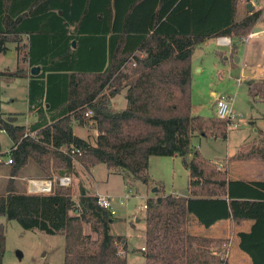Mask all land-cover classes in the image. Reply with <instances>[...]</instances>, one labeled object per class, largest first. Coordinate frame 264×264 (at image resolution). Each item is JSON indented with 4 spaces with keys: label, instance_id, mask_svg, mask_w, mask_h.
<instances>
[{
    "label": "trees",
    "instance_id": "16d2710c",
    "mask_svg": "<svg viewBox=\"0 0 264 264\" xmlns=\"http://www.w3.org/2000/svg\"><path fill=\"white\" fill-rule=\"evenodd\" d=\"M239 2L0 0V56L15 43L20 63L41 67L37 75L22 66L8 74L30 79L29 111L37 117L21 126L17 115L0 114V130L13 142L6 154L13 171L33 163L47 175L72 177L77 163L88 172L104 164L128 186L150 185L152 157H180L192 197L147 199L146 264H222L210 250L222 240L191 234L192 218L205 228L253 221L249 232L238 234L239 247L252 264H264V182L230 180L192 148L195 137L228 139L231 120L193 115L192 63L197 46L220 38L231 39L230 59L238 56L261 15L237 22ZM21 46L28 49L23 56ZM124 90L128 105L117 111L112 101ZM249 91L264 99V80ZM89 110L94 114L86 118ZM90 124L98 131L95 145L74 131ZM64 147L81 154H66ZM231 160L264 161V144ZM0 216L27 231L61 234L64 264H128L126 239L112 234L113 214L83 186L77 198L58 185L51 194L9 189L0 194ZM4 246L1 225L0 264Z\"/></svg>",
    "mask_w": 264,
    "mask_h": 264
},
{
    "label": "rangeland",
    "instance_id": "374dc122",
    "mask_svg": "<svg viewBox=\"0 0 264 264\" xmlns=\"http://www.w3.org/2000/svg\"><path fill=\"white\" fill-rule=\"evenodd\" d=\"M240 9L245 11L246 4L240 3ZM263 25L261 23L257 30L259 31ZM259 37H264V35L250 37L247 46H241L238 56L233 60L225 59L230 58L231 48L218 45L217 40L207 41L195 49L192 73L193 115L213 117L216 114L217 116L216 99L222 96L229 99L234 114V122L229 127L227 141L203 137H195L192 140V148L199 151L201 156L208 161H224L229 154L235 155L241 150L247 152L251 149L249 146L254 144L258 138L259 131L264 130V99L255 93H250V85L256 79L252 80L244 74L245 61L251 67L264 69V38ZM236 59H239V62ZM198 66L204 69L203 73L198 72ZM5 68L13 67L7 65ZM261 80H264V75H260L256 81ZM17 83V87L0 83V112H4L5 115L9 112H17L19 113L18 123L26 124V114H23L27 113L28 109L26 89L23 87L22 80H18ZM9 95L13 99V105H2V98ZM127 105L125 91L113 100V108L117 111L125 109ZM74 129L82 137L85 133V137L91 142L95 139L96 132L93 130H82L78 125H74ZM12 146L13 142L6 132L0 131V156L4 160L7 159L6 154ZM240 162L237 165H246L249 161ZM211 164L219 168L217 164ZM76 170L77 173L72 175L73 185L71 187L74 198L78 197L81 186L88 187L95 194H108L113 197L116 223L112 227V234L122 236L132 234V242L135 246L142 244L140 234L145 230L146 211H141V208L145 206L147 199L155 194L167 196L177 192L186 195L189 192V173L180 157H153L149 167V176L152 181L150 185L136 181L132 186H128L123 175L109 170L104 164L93 167L91 175L80 163L76 164ZM26 174L31 177L38 175L46 179L57 175L56 173L47 175L33 163L28 166ZM1 181L3 180L0 179V186ZM9 186L12 188L11 185ZM138 219L140 222H137ZM1 225L5 227V252L2 264H64L65 240L61 234L48 235L39 230L27 231L17 221H9L3 216H0ZM85 231L91 233L90 227L86 226ZM226 242L215 244V247H223ZM228 242L231 243L229 264H252L249 257L241 251L237 237ZM139 256L143 257V253L140 252Z\"/></svg>",
    "mask_w": 264,
    "mask_h": 264
},
{
    "label": "crops",
    "instance_id": "0c3cea01",
    "mask_svg": "<svg viewBox=\"0 0 264 264\" xmlns=\"http://www.w3.org/2000/svg\"><path fill=\"white\" fill-rule=\"evenodd\" d=\"M263 1L264 0H240V2H239L238 12H237V15H236V21L237 22H240L241 20H243L244 18H246L250 14V12L248 10L249 3L252 4V6L255 9L253 12H257V13L261 14L259 22L255 26L254 31L252 32V34L246 40V42L244 44L245 46H247L246 44H247L248 40L250 39V37L251 38L252 37H257L259 34L264 35V25L261 27V29L259 31L257 30L258 26L261 23L264 24V20L261 21V19L264 17V4H263ZM240 3L246 4V10H245L246 12L243 11V9H240ZM237 16H238V18H237ZM255 32H257V33H255ZM259 38H264V37H259ZM24 39H25V42H27L28 41V36L24 37ZM229 47L231 48V46H229ZM8 48H9L8 53L6 55L0 56V67L1 66L3 67V68H0V83H5L8 86L11 85V86L17 87L18 86V83H17L18 80H22L24 82L23 87L26 89V101H27V107H28L27 113H23L24 115L26 114L25 115V123L26 124H19L18 123V115H19V113H17V112H9V113H7V115H5L4 112H0V114H2L4 117L17 115V124L18 125L29 126V125L34 124L35 122H37V117L35 116V114H33V113H31L29 111V109H30V105H29V84H30V79L28 77L11 78L10 76H8V74L16 71V69L19 66H22V67H25V70L27 71V75H28V73H29V75H30V73L32 75V69H30L28 67L27 63H20L19 62L17 44L10 43V44H8ZM27 51H28L27 48H25V47L23 48L21 46L22 56L25 55L27 53ZM225 59L227 60V59H230V58L226 57ZM247 63L248 62H246V61L244 63V74L247 73V75H245V76L250 77L252 80H254V79L257 80V79L260 78V75H264V69L263 68H259V69L258 68H254V67L249 66ZM7 65H9V66H11L13 68H5V66H7ZM37 68L39 69V73H40L41 67L39 66ZM192 69H193V63H192ZM197 70H198L199 73H203V71H204V69L202 67H200V66L197 67ZM1 104L2 105H8V106L13 105V99H12L11 95H9L6 98L3 97L2 100H1ZM112 104H113V101H112ZM215 116H216V114L213 117H215ZM81 129L82 130H86V131L87 130H89V131L93 130L94 132H96L95 133V139H93V142H91L85 137V133L84 132H83L84 136L82 137V136L78 135L76 133V129H74L75 134L78 137L88 141L92 145H95L96 144V139H97V136H98L97 129L94 126H92V124H90V126L89 125L88 126H82ZM0 131H2V130H0ZM259 132L260 133L258 135V138L254 142V144L250 145L249 147H257V146H260V145L264 144V130H260ZM214 140H216V139H214ZM233 156L234 155H230L229 154V157H228V155H227L228 158L226 160H224V161L223 160L222 161L209 160V161L211 163L217 164L219 166L220 170L227 171L228 177H229L230 180L243 181V182H253V181L264 182V161H249V162H246V165H237V164H240L241 162L240 161H235V160L232 161L231 158ZM173 158H178V157H173ZM190 158H192V155L190 156ZM27 168H28V166L23 168V169H21V170L13 171V168H12L11 165H2L0 167V179L3 180V182L1 181L2 183H1V186H0V193H6L9 189H14V190H16L18 192H21V193L29 192V181L30 180H37V179L38 180H42V181L47 180L46 178H43L42 176H38V175L32 176V177L29 176L28 174H26ZM186 170L189 173L188 168H186ZM85 171H86V169H85ZM92 171H93V168L91 169L90 172H88V171H86V172L89 175H91ZM4 181H6V182H4ZM8 181H10V182L8 183ZM9 185H11L12 188ZM188 187H189V185H188ZM87 188L88 187H86V189ZM188 191H189V189H188ZM97 195L110 196L108 194H97ZM156 195H159V194H155V196ZM155 196H153V197H155ZM172 196H174V197H186V198L187 197H192L190 192H188V194H186V195H182V194H179V193L176 192L175 194H172ZM112 199H113V197H112ZM113 217H114V214H113ZM137 222H140V219H138ZM115 223H116V219H113L112 220V227H113V225ZM252 226H253V221H243V222L238 223L236 221H233V220L229 219V220H226V221L218 222L217 224H215L214 226H212L210 228H205L204 226L200 225L197 220L192 218L191 221H190V224H189V232L191 234H193V235L204 236V237H208V238H212V239H220L223 242L224 241L228 242V240L232 241L234 239V237L238 238V234L241 233V232H249L251 230ZM144 227H145V230H143L142 234H140V236L142 238V244L141 245H136L135 246V244H133V242H132V240H133L132 234L128 233L126 236H123L126 239V245H127V251L124 252V256L126 257L128 264H146V259H145V256H144V252L145 251H143V249L146 247V221H145ZM114 235L122 236V235H118V234H114ZM92 236L95 237L94 235H92ZM238 241H239V239H238ZM140 252L143 253V257L139 256Z\"/></svg>",
    "mask_w": 264,
    "mask_h": 264
},
{
    "label": "built area",
    "instance_id": "2783aa9c",
    "mask_svg": "<svg viewBox=\"0 0 264 264\" xmlns=\"http://www.w3.org/2000/svg\"><path fill=\"white\" fill-rule=\"evenodd\" d=\"M218 45L220 46H231L230 38H220L217 40ZM216 110H217V117L222 120H231L233 121V112H232V104L226 97H220L216 99ZM93 111L89 110L86 114V118H90L93 116ZM62 151L66 154H81L79 150H75L73 148L64 147ZM9 153V151L7 152ZM13 164L12 158L8 155L7 159L4 160L2 156H0V165H11ZM58 185L62 188H71L73 185V179L71 176H63L58 177L55 176L53 179L47 180H30L29 181V192L30 193H42V194H51L53 192L54 186ZM97 203L103 209L110 211L112 214L113 212V199L107 195H97ZM122 203V202H121ZM147 206L145 205L141 208V211H146ZM230 242L224 243L223 247H215V244L210 245V250L212 253L219 257L222 264H229L230 263ZM146 249L144 248L143 251Z\"/></svg>",
    "mask_w": 264,
    "mask_h": 264
},
{
    "label": "water",
    "instance_id": "95a60500",
    "mask_svg": "<svg viewBox=\"0 0 264 264\" xmlns=\"http://www.w3.org/2000/svg\"><path fill=\"white\" fill-rule=\"evenodd\" d=\"M248 10H249L250 13H252L254 11V7L250 3L248 5ZM73 46H75V43H73ZM236 61L239 62V59H236ZM38 73H39V69L37 67L32 68V74L33 75H37ZM245 75H247V73Z\"/></svg>",
    "mask_w": 264,
    "mask_h": 264
}]
</instances>
